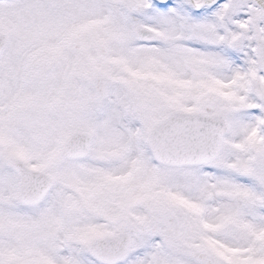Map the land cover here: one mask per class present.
<instances>
[{
  "label": "snow or ice",
  "instance_id": "6c2138e0",
  "mask_svg": "<svg viewBox=\"0 0 264 264\" xmlns=\"http://www.w3.org/2000/svg\"><path fill=\"white\" fill-rule=\"evenodd\" d=\"M102 7L151 81L116 105L137 139L0 155V264H264V0Z\"/></svg>",
  "mask_w": 264,
  "mask_h": 264
},
{
  "label": "flooded vegetation",
  "instance_id": "af4514ba",
  "mask_svg": "<svg viewBox=\"0 0 264 264\" xmlns=\"http://www.w3.org/2000/svg\"><path fill=\"white\" fill-rule=\"evenodd\" d=\"M0 5L5 4L0 0ZM0 15V32H6L1 7ZM24 49L7 46L0 56V155L12 147L11 142L18 146L19 154L42 152L53 144H63L75 129L90 130L98 140V121L105 123L113 117L108 102L113 85L119 83L103 74L107 98L100 104L90 80L91 73L107 71L98 66V60L87 68L71 63L74 57L70 54L30 57L23 56ZM28 49L30 55L32 48Z\"/></svg>",
  "mask_w": 264,
  "mask_h": 264
},
{
  "label": "rangeland",
  "instance_id": "374dc122",
  "mask_svg": "<svg viewBox=\"0 0 264 264\" xmlns=\"http://www.w3.org/2000/svg\"><path fill=\"white\" fill-rule=\"evenodd\" d=\"M103 2L9 0L5 2L6 6L0 7L5 9V29L11 41L9 47L12 48L14 44L24 47V56H27L28 48H32L33 56L39 57L70 54L74 62H82L80 66L85 63L88 68L96 65L92 62L98 59V66L105 67V73L115 77L119 85H113L108 102L113 117L105 123L98 121V140H94L93 144L115 145L123 142V146L131 151L138 134L129 127V131L124 129L127 124L116 111V105L122 95L136 101L142 89L151 87V81L143 79L135 86L131 83L130 70L137 65L128 56V25L117 12L105 10ZM90 118L93 121V116ZM10 146L19 151L14 142ZM35 146L33 144L32 148Z\"/></svg>",
  "mask_w": 264,
  "mask_h": 264
},
{
  "label": "water",
  "instance_id": "95a60500",
  "mask_svg": "<svg viewBox=\"0 0 264 264\" xmlns=\"http://www.w3.org/2000/svg\"><path fill=\"white\" fill-rule=\"evenodd\" d=\"M7 37L4 35V34H1L0 35V53H1V51H2V49H3V46L6 44V42H7V39H6ZM103 79H102V77H98V78H96L95 80H94V82H93V86H94V88H96V90H97V93H98V98H99V95H100V99L102 100V99H104V96H101V94H102V91H103V86H102V83H103V81H102ZM97 81H98V86H97ZM101 88H102V91H101ZM83 134H85V133H83V132H80V131H77V132H74L73 134H72V137H71V139L68 141V143L70 142V141H72L74 138H77L78 136H81V135H83ZM91 141V140H90Z\"/></svg>",
  "mask_w": 264,
  "mask_h": 264
},
{
  "label": "bare ground",
  "instance_id": "6f19581e",
  "mask_svg": "<svg viewBox=\"0 0 264 264\" xmlns=\"http://www.w3.org/2000/svg\"><path fill=\"white\" fill-rule=\"evenodd\" d=\"M124 129H125L126 131H129V128H128V126H125V127H124Z\"/></svg>",
  "mask_w": 264,
  "mask_h": 264
}]
</instances>
